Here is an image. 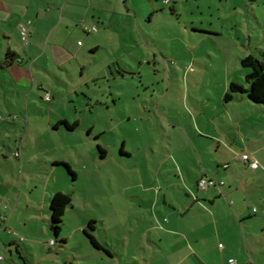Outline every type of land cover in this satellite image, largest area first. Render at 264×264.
I'll use <instances>...</instances> for the list:
<instances>
[{
  "label": "rangeland",
  "instance_id": "rangeland-1",
  "mask_svg": "<svg viewBox=\"0 0 264 264\" xmlns=\"http://www.w3.org/2000/svg\"><path fill=\"white\" fill-rule=\"evenodd\" d=\"M117 10L118 16L111 21V28L133 30L134 34L125 36L126 46L116 34L115 37L109 36L111 40L101 44L96 52L86 53V63L92 64L88 74H92L93 69H98L102 63L108 66L111 62L106 67L110 79L101 75L99 79L90 80L89 88L84 85L83 89L94 96L89 102L92 113L86 109L78 113L82 119L81 127L95 123L98 128L111 126V129L100 138L88 140L94 146L96 155V160L89 165L91 176L82 172L76 181L70 176L62 178L64 183L69 184H62V188L70 194L74 209L69 208V214L64 216L60 237L54 238L49 230V198L52 191L51 188L44 189L47 182L52 188L57 184V180L54 181L56 175L48 177L52 164L37 157L28 158L25 163L23 159L22 162L17 160L11 152L16 144L24 143V129L20 124L24 123L25 117L20 116L16 120L15 115L1 113L0 224L9 220L14 212L11 217L13 226L9 225V228L16 231L11 236L17 238L18 243V246L14 243L10 245L6 241V246L1 245L0 256L4 259H11V249L16 264H155L151 258V247L147 245L148 234L143 231L145 224L136 219L137 207H123L127 196L137 190L123 189L124 185L136 182L134 174L123 175V172H135L137 166L134 160L120 158L122 136L127 138L128 143L140 140L146 150L155 145L158 153L151 160L153 163L156 159L160 160L161 171H165L170 163V141L182 142L187 138L177 131V127L198 124L216 136H219L216 130L224 132L226 141L227 133L230 139L235 130L230 124L239 125L230 114L232 110L237 114L253 111L256 122L264 125V113L257 111V105L249 102L244 95L237 94L229 102L223 100L231 81L246 85L245 73L249 68L242 67L241 59L249 54L257 58L262 56L264 0H120ZM80 31L84 40L82 28ZM141 33L149 35L146 38L153 49L146 47ZM136 40L141 43L137 44ZM121 63L127 64L126 73H118ZM85 69L88 70L89 66L86 65ZM62 72L70 81L66 71ZM80 72L78 67L74 76L76 82L85 81ZM46 76L54 79L51 73ZM35 89L38 91L37 86ZM10 95L7 93L8 97ZM34 101L43 109L49 104L39 97ZM30 106L34 107L33 104ZM125 109L127 111L123 113ZM126 114L132 115L129 121H126ZM209 137L204 134L192 140L201 139L208 145ZM257 139L262 140L264 146V135ZM37 142L25 141L23 152L29 155L30 150L36 147L45 151L46 147ZM96 142L108 145L107 159L98 157ZM212 143L211 150L216 151V155L219 153L218 142L215 140ZM57 152L58 149L54 153ZM260 154L264 157V151ZM53 155L48 153L49 157ZM150 166L153 168L156 163ZM58 167L56 172L66 173L62 165ZM221 169L225 171L223 167ZM256 185L260 194H264V186ZM41 188L43 192L47 190L46 199H40ZM250 206L260 209L262 203L256 200ZM36 207L39 210L46 207L48 217L45 223L34 210ZM31 215L37 220L32 221ZM3 216H6L4 220ZM90 216L96 220V229L91 231L92 234L113 256L96 249L82 231L73 233V224ZM19 226L26 230L28 236L41 238V242L28 240L27 235V241L21 240L25 233L19 232ZM0 230L6 232L2 228ZM9 232L7 230L6 236L10 235ZM60 239L65 243L62 244ZM17 248L28 257L26 263Z\"/></svg>",
  "mask_w": 264,
  "mask_h": 264
},
{
  "label": "crops",
  "instance_id": "crops-1",
  "mask_svg": "<svg viewBox=\"0 0 264 264\" xmlns=\"http://www.w3.org/2000/svg\"><path fill=\"white\" fill-rule=\"evenodd\" d=\"M119 1L0 0V35L3 37L0 40V62L5 59L8 51L16 53L9 65L0 67V100L5 99L0 101V119L1 113L6 116L15 115L16 120L24 116V123L20 124L24 129V143L38 141L39 145L46 147L45 151L38 147L30 150L29 156L23 152L25 144L21 142L16 144L11 154L21 162L23 159V163L28 158L36 157L46 163L51 162L48 177L56 175L54 181L57 180V184L52 188L47 182L44 189L51 188L52 195L57 191L67 193L62 184L69 185L62 181V178L69 177L67 173H61L60 170L56 172L59 168L57 163L66 162L70 165L75 172L73 181L82 172L90 177L89 165L96 160V155L94 146L88 140L100 138L111 129V126L98 128L95 123L81 127L79 125L82 124V119L78 113L85 109L92 113L89 102L94 96L83 89L84 85L89 88L90 80L99 79L101 75L104 79H110L106 67L111 62H108V66L102 63L98 69H93L92 74H88L92 64L86 63V53L96 52L101 44L110 41V37H115L116 34L123 40V46H126L125 36L128 33L134 34L133 30L110 26L111 21L116 19L114 17L118 16ZM81 23L96 25V30L88 32ZM21 24L27 28L26 41L20 34ZM80 28L85 34L84 40ZM140 36L145 40L146 47L153 49L146 38L149 35L141 33ZM136 42L141 43L138 40ZM86 65L89 66L88 70L85 69ZM78 67L81 69L80 76L84 75L86 82H76L74 79ZM120 67L118 73H126L127 64L121 63ZM57 69L66 71L71 80H67L65 73ZM108 69L110 73L111 67ZM47 73H51L54 79H49ZM7 93L11 95L8 97ZM46 93L50 94V100L45 99ZM111 96L113 97V93ZM38 97L49 103L45 109L38 107L34 101ZM113 100L115 101L114 97ZM32 104L33 108L30 106ZM126 111L125 109L123 113ZM257 111L264 113V108L257 106ZM230 114L239 125L230 124L235 130L230 139L227 133L226 141L224 132L216 130L219 135L216 136L211 130L207 132L205 126L190 124L187 127H177V131L187 138L182 142L170 141V163L165 171H161L160 160L156 159L154 163L151 160L158 153L154 149L155 145L146 150L140 140L128 143L127 138L122 136L120 158L134 160L137 166L135 172L122 171L123 175L132 173L136 176V182L124 185L123 189H137L127 196L123 207H137L136 219L145 224L143 231L148 234L147 245L151 247V258L155 264H230L231 260L234 261L232 264H264V194H260L261 191L256 188L257 183L264 186V157L260 154L264 151V146L263 141L257 139L264 135V125L256 122L257 117L253 111L237 114L232 110ZM126 115V121H129L132 115ZM62 120L76 124L69 128L60 123ZM202 134L210 135L208 145L201 139L192 140L202 137ZM215 140L219 150L216 155V151L211 150L212 141ZM95 145L104 149L102 154L98 149V157L107 159L108 145L104 142H96ZM56 149L59 152L54 153ZM17 151L19 154L15 155ZM48 153L55 155L49 157ZM242 154H247L249 161H242ZM251 161H256L257 167H252ZM155 163L156 166L151 168L150 165ZM225 164L228 165L224 166ZM202 176L224 183L220 187L211 186L204 190L197 184ZM46 191H42L40 199H46ZM256 200L262 203V207L258 209L254 206L257 209L254 211L250 203ZM71 206L66 208L64 216L69 214V208L74 209L72 204ZM34 210L45 223L48 217L46 207H41L40 210L36 207ZM13 213L9 220H4L6 216L2 217L5 222L0 224V229L10 231V235L6 236V232L0 230V248L1 245L6 246V241L18 246L17 238L11 236L16 231L9 228V225L13 226ZM30 218L32 221L37 220L34 215ZM90 220L94 219L90 216L73 224V233L83 232ZM95 229L94 226L93 230ZM25 231L19 226V232L25 233L20 239L27 241L25 237L28 234ZM60 236L62 235L59 234L58 237ZM27 238L33 242H41V238ZM96 240L102 245L97 238ZM60 242L65 243L62 239ZM17 249L19 255H25ZM107 251L108 255H114L110 250ZM9 253L10 261L0 256V264H16L11 249Z\"/></svg>",
  "mask_w": 264,
  "mask_h": 264
},
{
  "label": "trees",
  "instance_id": "trees-1",
  "mask_svg": "<svg viewBox=\"0 0 264 264\" xmlns=\"http://www.w3.org/2000/svg\"><path fill=\"white\" fill-rule=\"evenodd\" d=\"M84 29V28H83ZM261 58H257L254 55H247L241 59L242 67L249 68V71L245 73V84H241L235 81L229 83L228 90L223 95L224 101L232 100L237 94L245 96L249 102L256 104L258 107L264 108V51L261 52ZM16 53L8 51L5 59L0 62V67L9 65L15 59ZM60 123L65 124L67 127L72 128L74 124H69L67 121L62 120ZM100 153L104 152V149L97 145ZM57 164L62 165L68 176L72 179L75 177L74 170L66 162H58ZM71 205V197L69 194L57 191L49 198V213L50 219L48 220L49 230L57 238L61 232V225L64 223V214L66 208ZM94 220H90L83 229V233L89 238L91 244L98 249L105 250L102 245L98 243L95 236L92 234L94 229ZM20 254V253H19ZM20 257L27 262L28 257L26 255H20Z\"/></svg>",
  "mask_w": 264,
  "mask_h": 264
},
{
  "label": "built area",
  "instance_id": "built-area-1",
  "mask_svg": "<svg viewBox=\"0 0 264 264\" xmlns=\"http://www.w3.org/2000/svg\"><path fill=\"white\" fill-rule=\"evenodd\" d=\"M82 27L84 28V30L88 31V32H92V31H95L96 30V25H92V26H88L86 25L85 23H81ZM20 34H21V37L23 40H27V28L21 24L20 25ZM45 99L47 100H50V94L49 93H46L45 94ZM19 152H15V155H18ZM240 159H242V161L244 162H247L249 161V157L247 154H242L240 155ZM228 164H225L224 166H227ZM250 165L252 167H257L258 163L256 161H251L250 162ZM223 181H218L214 178H209V177H205V176H202L198 179V187L201 188V189H207L208 187H211V186H217V187H220L223 185ZM254 211H256L257 209L254 207L253 209ZM234 261L231 260L230 261V264H232Z\"/></svg>",
  "mask_w": 264,
  "mask_h": 264
}]
</instances>
